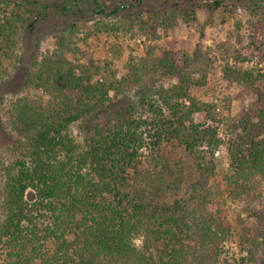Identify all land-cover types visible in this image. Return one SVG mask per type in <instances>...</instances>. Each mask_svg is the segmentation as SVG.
<instances>
[{"label": "trees", "instance_id": "1", "mask_svg": "<svg viewBox=\"0 0 264 264\" xmlns=\"http://www.w3.org/2000/svg\"><path fill=\"white\" fill-rule=\"evenodd\" d=\"M28 4L0 0L1 83L37 19ZM176 6L149 26L116 9L122 18H101L81 37L66 25L30 65L33 92L0 98V264H264V72L225 58V79L255 100L219 118L192 93L206 86L207 51L159 43V32L197 26V10ZM253 11L249 42L218 43L222 56L264 58V17ZM133 27L155 43L138 52L118 41ZM100 33L114 37L100 54L80 47ZM229 203L240 206L234 219ZM229 241L239 261L225 259Z\"/></svg>", "mask_w": 264, "mask_h": 264}, {"label": "rangeland", "instance_id": "2", "mask_svg": "<svg viewBox=\"0 0 264 264\" xmlns=\"http://www.w3.org/2000/svg\"><path fill=\"white\" fill-rule=\"evenodd\" d=\"M28 4L34 9V15L37 17L34 25L30 22V28H27L20 42L18 50L19 59L17 69L5 76L0 82V98L4 96L6 99H11L22 93L29 92L30 89L26 86V76L30 65L34 59L40 57L42 53L53 48V35L56 31L62 29L68 24L75 23L82 28L77 32L81 37L84 31H88L93 24L99 19L104 21H115L122 18L121 14L114 17L113 11L116 9L119 13H140L142 23L147 26L151 25L153 20L152 14L158 16L157 12L172 11L179 5L180 8L186 10H197L198 22L197 26L188 27L179 25L169 33L168 36L164 32H159L160 44H166L171 39H177L184 43V46L191 51L196 45H201V49L207 51L208 60L211 61L207 77L206 86L204 89L194 90L193 97L199 98L204 102L213 103L216 106V112L219 118L236 116L243 105L250 106L255 100V95L247 89L242 83L231 82L225 79L223 71L224 60L228 58V65L238 67L240 69H252L259 67L261 72H264V58H252L249 60H234L230 56H222L220 51L216 49L218 43L231 40V43L236 48L241 44L246 45L249 42L248 36L255 32L246 21V12L256 9L257 16L264 17V0H17ZM218 1L219 5L214 6V2ZM235 10L234 15L228 13L229 9ZM38 8L41 9L40 14ZM102 11V13L100 12ZM176 10V9H174ZM184 12V11H183ZM226 12V14H225ZM254 12V11H253ZM106 15V16H105ZM237 22L240 31H237ZM126 26V25H125ZM247 28V29H246ZM203 34H200V30ZM118 41H123L129 44L130 47H136V51L141 52L146 45H152L154 40L147 38V35L137 34L136 27H133L131 32L126 31L116 34ZM236 36V37H235ZM240 36V37H238ZM113 36H107L105 33L90 36L88 45L85 46L80 42V47L88 52L100 54L104 49V45L112 42ZM241 39L242 41H237ZM171 81L175 82V79ZM225 99L230 100V103H225ZM225 123L219 127V136L222 140L225 139L224 130ZM73 132H77V128L73 126ZM216 159L221 167H227L228 156L225 145L216 152ZM259 206L264 205V201L258 203ZM229 215L234 219L237 211H240V206H233L229 203ZM244 217V214L241 215ZM235 223V221L233 220ZM225 259L230 263L239 261L242 253L238 251L235 243L229 241L225 246Z\"/></svg>", "mask_w": 264, "mask_h": 264}]
</instances>
